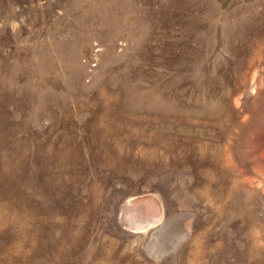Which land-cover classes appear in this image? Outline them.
<instances>
[{
	"label": "rangeland",
	"instance_id": "rangeland-1",
	"mask_svg": "<svg viewBox=\"0 0 264 264\" xmlns=\"http://www.w3.org/2000/svg\"><path fill=\"white\" fill-rule=\"evenodd\" d=\"M0 264H264V0H0Z\"/></svg>",
	"mask_w": 264,
	"mask_h": 264
}]
</instances>
